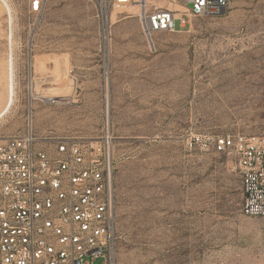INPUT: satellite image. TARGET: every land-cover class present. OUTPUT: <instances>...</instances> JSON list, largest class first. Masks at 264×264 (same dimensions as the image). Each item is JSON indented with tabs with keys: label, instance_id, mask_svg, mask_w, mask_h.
<instances>
[{
	"label": "rangeland",
	"instance_id": "374dc122",
	"mask_svg": "<svg viewBox=\"0 0 264 264\" xmlns=\"http://www.w3.org/2000/svg\"><path fill=\"white\" fill-rule=\"evenodd\" d=\"M7 1L17 101L0 136L24 132L30 119L41 138L114 136L116 264H264V218L242 214L228 157L188 146L200 133L264 135V0H233L221 15L157 34L156 48L137 6L115 7L107 82L92 0H42L40 12L36 0ZM0 12L1 65L11 22ZM46 56L66 59V75L57 80L52 58L36 70ZM67 84L65 97L49 91Z\"/></svg>",
	"mask_w": 264,
	"mask_h": 264
},
{
	"label": "built area",
	"instance_id": "2783aa9c",
	"mask_svg": "<svg viewBox=\"0 0 264 264\" xmlns=\"http://www.w3.org/2000/svg\"><path fill=\"white\" fill-rule=\"evenodd\" d=\"M101 69L111 76L115 7L135 5L150 48L159 33L184 30L192 19L218 16L233 0H92ZM42 0L34 8L40 12ZM180 20V28L175 21ZM32 81V72L29 75ZM57 103L56 97L47 98ZM114 136L99 141L41 138L29 127L0 136V264H116L122 239L115 193ZM191 150L228 157L241 180L242 214L264 218V135L195 134Z\"/></svg>",
	"mask_w": 264,
	"mask_h": 264
},
{
	"label": "bare ground",
	"instance_id": "6f19581e",
	"mask_svg": "<svg viewBox=\"0 0 264 264\" xmlns=\"http://www.w3.org/2000/svg\"><path fill=\"white\" fill-rule=\"evenodd\" d=\"M0 11L6 12L8 14V20H10L11 22V26H10L11 29L8 35L9 49L7 52V59L3 64L0 65V120H2L11 111L12 107L15 105L17 101V82H16L15 58H14L15 37L13 34L14 27L12 26L14 17L12 13V8L7 0H0ZM49 58H52L53 61L55 62L54 74L56 75L57 80L63 77L64 75H66V72L64 73V65H66L67 62L66 59L63 60L62 62L61 59L56 56L55 57L50 56ZM49 58L48 56L35 58L36 70H43L45 68L46 61ZM39 86H40L39 84L36 86L35 89L36 91H40ZM69 87L71 88V86H69L68 84L66 85V87L65 86L49 87V91L53 93L56 97H65L66 94L64 93H68L70 91Z\"/></svg>",
	"mask_w": 264,
	"mask_h": 264
}]
</instances>
